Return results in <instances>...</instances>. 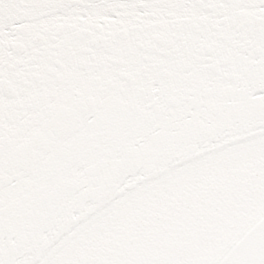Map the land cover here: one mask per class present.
<instances>
[{"label": "snow or ice", "instance_id": "snow-or-ice-1", "mask_svg": "<svg viewBox=\"0 0 264 264\" xmlns=\"http://www.w3.org/2000/svg\"><path fill=\"white\" fill-rule=\"evenodd\" d=\"M0 264H264V0H0Z\"/></svg>", "mask_w": 264, "mask_h": 264}]
</instances>
